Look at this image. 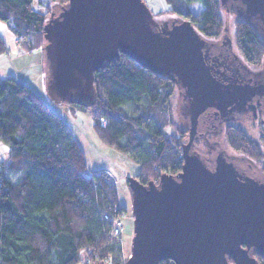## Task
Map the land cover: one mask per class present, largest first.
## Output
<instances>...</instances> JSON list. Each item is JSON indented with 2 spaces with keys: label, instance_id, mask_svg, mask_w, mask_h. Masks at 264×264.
<instances>
[{
  "label": "trees",
  "instance_id": "1",
  "mask_svg": "<svg viewBox=\"0 0 264 264\" xmlns=\"http://www.w3.org/2000/svg\"><path fill=\"white\" fill-rule=\"evenodd\" d=\"M33 1L0 0V20L25 53L44 50V25L56 13L35 8ZM49 1L59 7L68 3ZM165 2L169 8L153 14L157 23L167 21L162 15L175 14L213 40L227 28L225 12L233 13L220 0ZM194 2L202 5L198 13L190 7ZM233 27L237 53L248 65L260 67L264 37L259 29L240 16ZM6 51L0 34V54ZM93 85L90 106L61 104L88 112L99 140L138 165L134 176L140 183H157L161 173L181 170L185 129L172 116L176 83L170 75L145 69L120 53L94 72ZM50 103L18 78H0V140L9 146L7 157L0 160V264H124L120 235L113 236L111 222L103 218L114 209L125 210L117 186L105 168L87 166L69 122ZM224 139L231 150L256 161L262 156L259 140L238 125L228 128ZM252 254L264 264V252ZM159 264L175 263L164 259Z\"/></svg>",
  "mask_w": 264,
  "mask_h": 264
},
{
  "label": "water",
  "instance_id": "2",
  "mask_svg": "<svg viewBox=\"0 0 264 264\" xmlns=\"http://www.w3.org/2000/svg\"><path fill=\"white\" fill-rule=\"evenodd\" d=\"M220 1L264 37V0ZM59 8L44 25L46 89L55 104L90 106L94 72L124 53L145 69L170 75L191 107L181 170L161 173L157 183L126 177L133 237L124 264H258L252 253L264 252V180L224 156L211 166L192 148L202 111L241 102L253 88L216 79L205 61L207 41L196 27L188 19L157 23L144 0H68Z\"/></svg>",
  "mask_w": 264,
  "mask_h": 264
},
{
  "label": "rangeland",
  "instance_id": "3",
  "mask_svg": "<svg viewBox=\"0 0 264 264\" xmlns=\"http://www.w3.org/2000/svg\"><path fill=\"white\" fill-rule=\"evenodd\" d=\"M148 1L149 0H147L146 2L148 3ZM165 5L166 4H164L165 8H161V9H160V6H155L153 9H151L153 11V14L154 13L157 14L159 11H162V10L165 11L166 9H168L169 7ZM33 6L39 10H45L46 8H51L54 10V13L55 12L58 13L60 9L58 5H56L54 2L49 1V0H34ZM190 7L195 13L200 12V10L202 9V5L199 4L198 2L191 3ZM231 7L232 6L230 3L225 5L226 11L228 10L233 11ZM56 13L54 15H56ZM225 13H226L225 16H226V21H227V26H226L227 28H225V31L223 32L222 36L215 40L205 38L206 41L217 42L220 39H230L233 43V32H234L233 24H234V20L237 17H239V15L234 11L233 13L232 12H225ZM161 17H164L167 21L168 20H177V21L182 20L178 15H175V14L166 13L162 15ZM0 34L4 38L6 46H7V51L3 54H0V78L8 77L11 74V68H10L11 63H10L9 57L14 56L17 53L16 51V47H17L18 52L31 55L30 59H32V62L34 61L33 62L34 64L32 66V72H31L32 74L39 73L38 66H41L43 81L45 80L44 96L46 97V100L51 101V98L48 96L47 89H46V79L48 75V67H47V60H46L44 50L41 48V49H38L33 52H29V53L22 52L21 47H20V40H17L16 38H14V34L11 32L9 26L2 20H0ZM232 47H233V51L237 53V50L234 47V43ZM238 56L240 57L239 54ZM241 60L243 61L242 58ZM247 66L254 69V67L248 64ZM182 103H183V96L180 90L176 88L175 93L173 94L171 98L172 116L175 121V124L180 128H184L186 132L187 126H188V120L185 118V115L183 113L184 108H183ZM56 105H62V106H58L59 108L64 107V106L67 109L69 108V106H66L64 104H56ZM70 114L71 115L69 116V118L72 120L76 119L79 123L78 125L79 128L76 129V127L73 125V130L76 134L79 135L78 139L81 142L80 144L82 148H84L87 166L91 169H94L98 166L97 164L98 160L107 162L108 163L107 166H109L110 169H106V170L110 174H114L115 177L117 178L115 179L117 180L116 186H117L119 204L123 206L125 209L121 216L123 230L120 235L121 259L123 260L125 257H128L130 255L131 247H132V237H133V215L131 211L132 198H131L130 191L128 190V187L125 183V180L128 175H131V176L136 175L139 167L137 164H134L126 155L100 142V140L98 139V137L96 136L95 132L92 129L91 116L88 112L75 109L74 113L70 112ZM84 119H86V121H84ZM238 126L242 127V129L247 133V135L249 137L254 138L256 141L260 138V136L264 135L263 134L264 124H260V126H258L257 122L254 120L242 122ZM187 136L188 135L185 134V141H187L186 140ZM223 137L224 136L222 135L219 141L221 142L222 146L227 148L228 150L230 148L226 145L225 139ZM8 150H9L8 144L0 140V160L7 157ZM231 151L240 155V152H237L234 150H231ZM81 256L82 258H84L83 252L81 253Z\"/></svg>",
  "mask_w": 264,
  "mask_h": 264
},
{
  "label": "flooded vegetation",
  "instance_id": "4",
  "mask_svg": "<svg viewBox=\"0 0 264 264\" xmlns=\"http://www.w3.org/2000/svg\"><path fill=\"white\" fill-rule=\"evenodd\" d=\"M171 22H177V20H168L169 24ZM232 45L230 39H220L217 42L207 41L203 49L205 61L211 66L212 74L216 79L225 84L232 83L233 86H242L243 89L252 87V93H248L247 96L244 94L241 102H233L222 109L209 106L202 111L197 116L194 126L192 148L199 152L211 166L215 164L217 157L224 156L232 161L241 172L264 180V135L258 139L262 156L257 158V161L244 154L234 153L231 149L227 150L219 141L222 135L225 138L228 128L240 125L242 122L254 120L258 126L264 124V61L259 68L249 67L233 51ZM176 88L180 92L183 91L178 84ZM245 93H247L246 90ZM182 104L183 113L188 120L185 132L188 135L186 140H188L191 129V107L190 104L185 105L184 101Z\"/></svg>",
  "mask_w": 264,
  "mask_h": 264
},
{
  "label": "crops",
  "instance_id": "5",
  "mask_svg": "<svg viewBox=\"0 0 264 264\" xmlns=\"http://www.w3.org/2000/svg\"><path fill=\"white\" fill-rule=\"evenodd\" d=\"M164 4H166L165 0H149L148 1V5L151 9H153L155 6H160L161 8H165ZM167 6V4L165 5ZM15 38V37H14ZM16 41V40H15ZM18 48L16 47V51L17 53L14 56L9 57L10 63H11V74L9 76H14L16 78H18L19 80L27 83L28 85H30L43 99L46 100V97L44 96V83L45 80L43 81V76H42V69L41 66H38L39 68V73L37 74H32V66H33V62L31 58V55L29 54H23L18 52L17 50ZM36 64V63H35ZM38 65V64H37ZM37 69V68H36ZM47 102H50L48 100H46ZM51 106L53 107V109L64 119H66L69 124H70V128L72 130V132L74 133V135L77 137L78 139V134H76L73 130V125L76 127V129H78V121L72 120L69 118V116L71 115L70 112L74 113V111L70 110L69 108H65L64 107H58V106H62V105H56L55 103H50ZM84 121H86V119H84ZM99 139V138H98ZM78 141L80 142V140L78 139ZM101 142V141H100ZM81 143V142H80ZM84 150V148H83ZM98 166L96 168H105V169H110L107 162H103L98 160L97 161ZM91 169V168H90ZM95 169V168H94ZM115 177L114 174H111ZM116 178V177H115ZM117 179V178H116Z\"/></svg>",
  "mask_w": 264,
  "mask_h": 264
},
{
  "label": "built area",
  "instance_id": "6",
  "mask_svg": "<svg viewBox=\"0 0 264 264\" xmlns=\"http://www.w3.org/2000/svg\"><path fill=\"white\" fill-rule=\"evenodd\" d=\"M107 173H109L106 170ZM109 175L112 177L114 183H117V180L115 179V177L113 175H111L109 173ZM123 211H119L117 209H114L113 214H109V213H104L103 214V218L106 220H109L111 222V229L110 232L113 236H119L121 235V232L123 230V225L121 222V216H122Z\"/></svg>",
  "mask_w": 264,
  "mask_h": 264
}]
</instances>
